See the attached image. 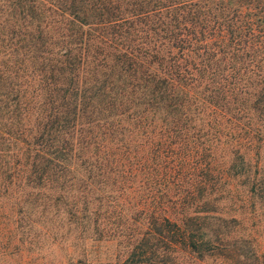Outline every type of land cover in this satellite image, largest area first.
<instances>
[{"label":"trees","instance_id":"trees-1","mask_svg":"<svg viewBox=\"0 0 264 264\" xmlns=\"http://www.w3.org/2000/svg\"><path fill=\"white\" fill-rule=\"evenodd\" d=\"M263 242L264 0H0V258L264 264Z\"/></svg>","mask_w":264,"mask_h":264},{"label":"rangeland","instance_id":"rangeland-1","mask_svg":"<svg viewBox=\"0 0 264 264\" xmlns=\"http://www.w3.org/2000/svg\"><path fill=\"white\" fill-rule=\"evenodd\" d=\"M44 246L46 249L41 247L40 251L34 253L33 251H27L29 250L28 248L22 247L20 253L14 254L15 256L1 257L0 264H60L66 260L64 250H61V244L58 246L51 245V248H48L47 245ZM112 252V244L105 246L104 244H100L96 252L91 251L90 254L104 263L106 262L105 260L110 257Z\"/></svg>","mask_w":264,"mask_h":264}]
</instances>
